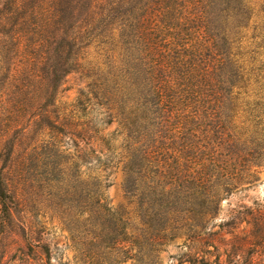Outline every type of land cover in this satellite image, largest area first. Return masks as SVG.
Segmentation results:
<instances>
[{"label":"trees","instance_id":"16d2710c","mask_svg":"<svg viewBox=\"0 0 264 264\" xmlns=\"http://www.w3.org/2000/svg\"><path fill=\"white\" fill-rule=\"evenodd\" d=\"M1 1L0 107L9 102L33 126L22 154L15 155L17 142L1 152L11 162L28 160L37 173L55 160L64 174L69 150L78 165L89 156L95 207H106L108 177L120 168L122 190L142 218L167 222L185 210L197 230L214 216L220 191L244 183L245 170L257 165L259 144L233 127L239 94L264 71L239 50L250 0H107L100 32L93 23L99 0H87L79 19L72 14L81 0ZM92 47L99 58H90ZM71 71L86 84L67 102L62 80ZM10 168L0 169L5 213L20 194ZM24 173L14 170L20 179Z\"/></svg>","mask_w":264,"mask_h":264},{"label":"rangeland","instance_id":"374dc122","mask_svg":"<svg viewBox=\"0 0 264 264\" xmlns=\"http://www.w3.org/2000/svg\"><path fill=\"white\" fill-rule=\"evenodd\" d=\"M86 2L74 4L73 17H81ZM250 2L252 17L239 50L248 61L256 57L252 64L257 68L264 63V0ZM93 11L95 29L106 30L107 0L96 2ZM9 45L12 48L7 44L4 49ZM96 50H89L90 58H99ZM54 54L52 51V58ZM16 60L26 62L20 57ZM45 62L37 63L40 75ZM256 74L249 76L236 100L239 107L233 127L235 133L259 144L260 154L251 159L258 163L245 170L244 183L220 191L214 216L208 215L198 230L189 228L192 219L186 216L192 212L185 210L167 222L142 218L137 205L130 202L133 198L122 190L120 168L108 177L109 185L102 194L106 207H95L89 156L85 164L78 165L69 150L64 174L57 172L55 160L40 163L37 173L31 172L28 160L11 162L1 152L17 142L15 155L22 154L33 126L29 114L9 111V102L8 107L2 105L0 169L11 167L8 177L13 184L18 183L20 194L8 202L7 213L0 201V264H264V71ZM2 77L0 71V84ZM62 82L61 98L67 102L86 84L80 71L67 73ZM96 111L100 109L95 107ZM19 167L25 169L21 179L14 174Z\"/></svg>","mask_w":264,"mask_h":264}]
</instances>
